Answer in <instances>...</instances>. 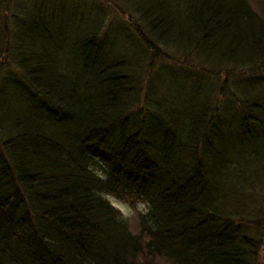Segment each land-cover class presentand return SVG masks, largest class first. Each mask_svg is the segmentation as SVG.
Instances as JSON below:
<instances>
[{
	"label": "trees",
	"instance_id": "1",
	"mask_svg": "<svg viewBox=\"0 0 264 264\" xmlns=\"http://www.w3.org/2000/svg\"><path fill=\"white\" fill-rule=\"evenodd\" d=\"M84 2L0 0V264H264L263 12Z\"/></svg>",
	"mask_w": 264,
	"mask_h": 264
},
{
	"label": "rangeland",
	"instance_id": "2",
	"mask_svg": "<svg viewBox=\"0 0 264 264\" xmlns=\"http://www.w3.org/2000/svg\"><path fill=\"white\" fill-rule=\"evenodd\" d=\"M76 2H81L83 0H75ZM85 5L89 8L91 7V4L88 2V0H84ZM94 0H91V2H93ZM250 2L252 3V5L259 10L260 12L262 11L264 14V3L263 0H250ZM85 11H89V10H85ZM117 24L122 27L123 26V22L121 21H117ZM223 74V70L220 71ZM238 80V78H231L230 76L228 77V81H227V85L232 87V84L234 82H236ZM216 84H220V83H216ZM221 90V89H220ZM110 201L118 208L121 209V211L124 213V215L128 218L129 220V224H130V229L133 233H137L138 232V215H137V211L135 209H132L130 206L126 205L123 202L117 201L115 198H110ZM142 208V207H140ZM155 262L156 264H175L173 262H171L170 260L164 258V257H157L155 258Z\"/></svg>",
	"mask_w": 264,
	"mask_h": 264
}]
</instances>
